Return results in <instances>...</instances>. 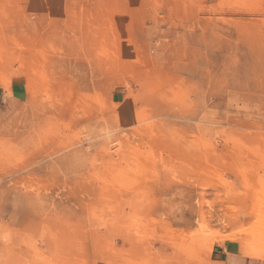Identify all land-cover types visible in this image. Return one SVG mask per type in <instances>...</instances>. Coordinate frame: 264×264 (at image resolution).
I'll use <instances>...</instances> for the list:
<instances>
[{"label":"rangeland","instance_id":"374dc122","mask_svg":"<svg viewBox=\"0 0 264 264\" xmlns=\"http://www.w3.org/2000/svg\"><path fill=\"white\" fill-rule=\"evenodd\" d=\"M0 264H264V0H0Z\"/></svg>","mask_w":264,"mask_h":264}]
</instances>
